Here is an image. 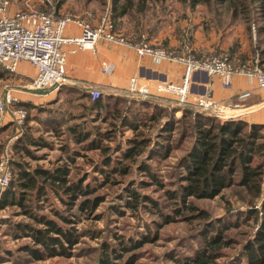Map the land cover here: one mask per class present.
I'll return each instance as SVG.
<instances>
[{
	"label": "rangeland",
	"instance_id": "1",
	"mask_svg": "<svg viewBox=\"0 0 264 264\" xmlns=\"http://www.w3.org/2000/svg\"><path fill=\"white\" fill-rule=\"evenodd\" d=\"M9 1L12 11L32 8L44 12L53 11L55 2L60 1L57 7L59 15L82 18L90 25L98 24L100 18L107 15L108 6L105 0ZM257 6L253 4V9L256 10ZM91 10H95L96 13L95 18L89 21L88 19L92 16ZM230 12L226 1L220 3L212 0L208 4L198 3L192 8H188L177 0L166 1L165 9L154 6L148 11L143 20L145 28L141 29V33L153 46L164 48L170 55H188L194 58L225 55L237 68L243 64H249L255 56L260 59V50L264 48V35L257 30V26L261 23L256 22L261 20L256 11L249 16V19L247 17L231 19ZM95 20L98 21L95 22ZM122 21L123 23L116 30L126 40L138 41V38L129 39L130 33L126 32L133 28L126 24V19ZM150 28L151 30H147ZM0 73L2 74L0 97L6 92H9L12 97L10 104H6L0 115V127H2L0 128V152L12 138L11 157L15 162H23V167L29 172H32L35 167L52 170L58 165H66L69 170L67 178L79 179L85 176L84 183L93 185L97 192H102L105 196L104 200L89 213L83 211L78 213L75 209L66 212L68 209L60 205V201L50 193L52 191L49 189L44 190L48 193L44 199L37 201L34 198L32 206L36 203L43 206L42 209L34 211L37 214L48 215L52 207H58L64 215L74 212V215L67 216L77 220L71 225H74L79 234L67 255H44L40 259L33 258L20 249L23 244L35 246L30 237L25 235L14 237V233H17L14 228L16 221L30 222L29 217L21 213L19 206L1 208L0 254H3L5 259H2L0 264H103L101 257L111 254V247L119 251L109 257L110 260L112 257L110 264H174L173 256L190 254L202 244L200 234L208 226H223L239 222L238 227L225 230V235L235 238L236 241H244L258 230V223L252 220L254 215L251 220L246 221L247 206H249L246 200L251 195L237 185L223 188L212 198L191 197L189 200L193 208L185 207L181 209L180 215L174 214L172 209L176 203L167 196L169 191L178 188L179 180L183 176L184 167L181 156L185 152L183 147L188 143H184L181 149L173 150L170 156L163 157L159 161L145 160L147 151L136 157L134 161L125 160L123 153L128 148L127 138L134 137V132L128 128L132 124L130 122L139 120L136 134L139 137L141 135L152 137L151 144H153L155 135L161 128L160 123H163L166 117L162 116L158 121L154 118L150 119L149 116L154 114L151 106L155 109L163 108L166 112L174 107H183L177 104L170 94L153 99L147 107H142L139 102L130 101L131 111L127 116L132 117L126 120L121 117L111 119L109 111L104 107L97 110L89 108L88 99L81 91L54 89L48 99L41 98L42 101H37L38 97H35V93L38 90H32L29 87V77L23 78L16 72L11 73L2 68ZM118 96L132 95L125 92ZM132 98L136 99L133 96ZM22 105L26 109V114L16 135L17 123L13 119L12 110ZM134 113L139 119L134 118L132 121ZM101 115H106L107 122L113 120L116 123L115 130L109 139L98 140L100 146H106V150L98 148L99 146L91 142L93 137L100 138L101 132L109 128ZM173 115L179 117L181 109L174 111ZM144 122L146 124H143ZM3 124H5L4 127ZM75 125L80 130L92 131L88 139L79 141L80 139L75 138L71 130V127ZM178 126L176 123L173 131L175 132L172 137L174 142L178 140ZM20 134L39 143L32 142L26 145L29 153L23 149L19 150V147L16 150ZM107 158L110 159V165L105 164ZM115 159H119L120 163L118 164ZM143 160L150 164L153 177L148 173L149 171L142 168ZM123 166H126L125 173L120 172ZM114 167H119V170L112 171ZM97 168L106 169L109 177L96 171ZM16 172L17 167L12 165L10 177L14 178ZM131 189H135L139 194L136 200L128 195ZM36 190L37 188L34 187L31 190L28 188V192ZM261 191L260 197L253 199V204L258 209L264 196V175ZM142 194L150 196L155 204L141 202ZM130 200L137 205L132 208L127 207L126 201L130 202ZM190 212L199 214L192 215ZM165 214L174 217L171 221H164ZM183 214L191 217H183ZM210 223L211 225H208ZM37 226L42 225L37 224ZM140 239H146V241L135 248L123 249V246H133L130 243L133 244V241ZM233 243L232 241L231 244ZM234 246L233 249L232 247L221 249V254L224 256L217 259L218 264H227L228 261L229 264H231L230 261L234 264L243 262L237 259V255L241 252L240 245L235 243ZM235 251L237 252L234 255L226 257L228 252L233 254ZM41 252L44 254L42 248Z\"/></svg>",
	"mask_w": 264,
	"mask_h": 264
},
{
	"label": "trees",
	"instance_id": "2",
	"mask_svg": "<svg viewBox=\"0 0 264 264\" xmlns=\"http://www.w3.org/2000/svg\"><path fill=\"white\" fill-rule=\"evenodd\" d=\"M89 1V0H87ZM104 1V0H103ZM171 0H105L107 6V17L111 20L114 29H119V26L123 23V19H126V24L132 26V30H129L131 40L139 39L141 36V29L145 28L144 18L147 13L154 6H159L165 9V2ZM184 3L188 8L194 7L198 3L208 4L212 0H177ZM220 3L227 2V6L231 11V19L239 17L241 19H249L254 11H256L259 19L256 23H261L257 26L258 32H262L264 35V0H213ZM60 1L55 2V8L53 10L58 12L57 7ZM253 4H257L256 10L253 9ZM91 18H86L92 21L95 18V10H91ZM94 16V17H93ZM243 16V17H241ZM82 19V18H81ZM237 19V18H236ZM98 21V20H97ZM229 24V23H228ZM248 29H250L248 27ZM127 30V29H126ZM147 30H151L147 29ZM235 46V45H234ZM261 51L260 63H264V48ZM0 68H2L0 66ZM2 70H4L2 68ZM6 71V70H4ZM2 74L0 73V77ZM72 90V89H66ZM89 103V108L99 109L104 107L109 111L111 119L121 117V119H128L132 116H127L131 111L129 107L130 101L139 102L142 107L149 106L152 100L139 99L132 96H118V95H104L92 99L90 94L82 92ZM134 97V96H133ZM139 100V101H136ZM17 107H24L16 106ZM152 107L150 113V119L154 118L158 121L160 117L165 116L163 123H160L161 128L157 131L153 144H151L152 137L136 134L137 122L132 123L128 128L134 132V137L127 138V150L123 153L125 160L134 161L136 157L143 152L148 153L146 159L151 161H159L163 157L171 155L173 150H179L183 147L185 151L181 156L183 162L184 173L178 183V188L168 192V198L174 201L176 204L173 206L172 211L175 215L181 214V209L185 207L193 208L190 205L189 198H212L220 193V191L231 185H237L246 190V193L250 194L246 203L248 216L246 221L251 220L258 223V230L252 236H248L244 241H236L233 237H227L225 230L235 228L240 225L239 222L223 225V226H208L205 231L201 232L200 239L202 244L193 252L186 255L173 256L172 261L174 264H218L217 259L224 256L221 254L223 247H235V243H238L241 252L237 255V259H241L239 264H264V196H262L259 209L254 206L253 199L260 197L262 180L264 175V123H248L243 119H220L205 112H198L192 109L193 107L183 105V107H174L168 112L163 108ZM181 109V115L175 117L174 111ZM104 122H107L106 115L102 116ZM139 119L137 114H133V119ZM13 123V122H12ZM11 123V124H12ZM179 126V136L177 142L173 140V132L175 124ZM108 127L105 131L101 132L100 138L93 137L91 142L102 150H106V146H100L98 142L101 138H107L111 136V133L115 130L116 123L113 120L107 122ZM143 124H146L145 122ZM13 125V124H12ZM4 127V126H3ZM21 124H16V135H18V128ZM2 128V127H0ZM72 133L75 138L81 140L88 139L92 131L88 129L80 130L75 126L71 127ZM19 142H17V148L23 149L26 152H30L27 149L29 143L35 144L39 141H34L29 137L21 136ZM137 136V137H136ZM188 141V142H186ZM43 143V142H42ZM3 150V149H2ZM1 150V152H2ZM0 152V154H1ZM117 160V159H115ZM120 163V160H117ZM106 165H110V159L105 160ZM142 168L145 171H149L150 164L146 161H142ZM12 165L17 167L16 176L9 179L8 184L0 193V209L7 206H19L21 213L29 217L30 222L16 221L14 228L17 233H14V237L25 235L30 237L34 242V247L30 244H23L21 250L26 251L33 258L40 259L44 255L63 254L67 255L70 248L76 243L79 234L72 222H77L75 218H69L67 215H74V212L69 214H62L58 207H52L50 213L40 215L34 212L36 209H42V204L36 203L32 206L34 198L37 201L47 197V192L44 190L49 189L56 199L60 201V205L65 207L66 212L70 209H75L78 213L91 212L95 209L103 200L104 195L102 192H97V189L90 185L88 182L84 183V178L73 179L67 178L68 167L66 165H58L52 170L46 168L35 167L32 172H29L24 168V163L21 161H14L12 157L9 160V166L12 172ZM126 166L121 167V173H125ZM119 167L112 168V171H118ZM96 171L104 173L108 178L109 174L106 169L97 168ZM111 171V172H112ZM153 177V176H152ZM37 188L35 192H28L32 188ZM135 200L138 198V193L135 189H131L129 194ZM126 201V206L131 207L137 204ZM140 201H147L155 204V201L148 195L142 194ZM145 205V204H142ZM146 209V208H145ZM118 210V209H117ZM258 212L260 214L258 215ZM192 215H198L197 212H190ZM77 215V214H76ZM74 217V216H73ZM174 216L164 215V221H171ZM183 217H191L190 215L183 214ZM75 219V220H72ZM41 224L42 226H37ZM208 225H211L208 224ZM210 227V231H208ZM146 239H140L133 241L130 245L123 246V249H132L137 247ZM232 241L234 242L233 244ZM137 242V243H136ZM41 248L44 250V254L41 252ZM238 248V249H239ZM237 249V251H238ZM111 254L101 257L103 264H110V256L113 253H118L117 248L111 247ZM233 254L227 253L226 257L229 258ZM0 261L5 259L3 254H0ZM118 255V254H117ZM234 264V262H231ZM229 264V261L227 262Z\"/></svg>",
	"mask_w": 264,
	"mask_h": 264
},
{
	"label": "built area",
	"instance_id": "3",
	"mask_svg": "<svg viewBox=\"0 0 264 264\" xmlns=\"http://www.w3.org/2000/svg\"><path fill=\"white\" fill-rule=\"evenodd\" d=\"M76 24L78 34L65 33L69 23ZM123 44L132 47L140 56H149L153 61H173L183 65V73L179 81H154L152 84L140 82L138 76L129 77L126 92L139 99L153 100L165 94L173 96L179 105H188L197 111L205 112L215 117L234 119L235 108L240 107L239 100L246 98L254 89H264V69L260 59L255 56L249 64L234 67L227 56L191 57L188 55H170L162 47L153 46L144 34L138 41H128L114 29L111 20L106 16L99 23L90 25L84 19L74 16H61L56 11L44 12L32 8L10 11V1L0 0V66L11 73L17 72L19 63L27 61L34 73L30 76L29 87L32 90H42L46 87L57 89L65 81L66 53L63 45H68L71 52L77 49L96 50L99 40ZM104 70L107 67H103ZM206 71L221 78L223 87H230L233 75L246 78L253 89L235 92L232 100H215L212 97V83L206 86L205 92L195 99H189L190 87L194 72ZM92 99L102 93L97 87L89 89ZM12 97L6 92L0 97V115ZM26 109L17 107L12 110L13 119L21 124ZM12 141L4 146L0 154V193L8 184L11 169L9 160L12 155Z\"/></svg>",
	"mask_w": 264,
	"mask_h": 264
},
{
	"label": "crops",
	"instance_id": "4",
	"mask_svg": "<svg viewBox=\"0 0 264 264\" xmlns=\"http://www.w3.org/2000/svg\"><path fill=\"white\" fill-rule=\"evenodd\" d=\"M10 11L13 12L11 9ZM79 31V27L72 22L65 29L67 35L78 34ZM69 48L68 45H63L66 53L65 81L58 90L70 88L89 94L90 88L97 87L104 95H121L126 92L129 77L132 75L138 76L142 83L152 84L159 80L179 81L183 73V65L179 62H156L149 56L138 55L132 47L102 39L97 42L95 51L77 49L71 52ZM104 66L107 67L106 70L103 69ZM262 68L264 69V63ZM16 73L23 78L30 77L34 68L27 61H21ZM210 82L212 97L215 100L237 101L235 92L254 88L245 77L237 74L233 75L230 87H223L218 75L198 70L192 77L189 99L193 100L198 94L204 93ZM53 92V88L46 87L37 91L35 97H38L37 101H42L48 99ZM239 103L240 107L233 110L236 114L234 119H243L248 123H264V89H254L249 96L240 99Z\"/></svg>",
	"mask_w": 264,
	"mask_h": 264
}]
</instances>
